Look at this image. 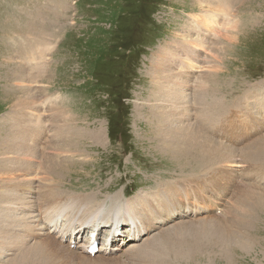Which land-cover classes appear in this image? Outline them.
Segmentation results:
<instances>
[{
    "label": "rangeland",
    "instance_id": "374dc122",
    "mask_svg": "<svg viewBox=\"0 0 264 264\" xmlns=\"http://www.w3.org/2000/svg\"><path fill=\"white\" fill-rule=\"evenodd\" d=\"M227 1V8L222 9L217 7L218 0H0V139L13 136L11 147L0 151V196L6 194L7 204L18 208L9 212L6 223L13 237L3 239L7 244H39L41 236L23 230L30 214L19 207L37 199L36 205L41 202L40 194L55 186L65 193H76L77 200L86 206L84 197L93 195L103 204L104 216L127 208L115 205L109 209L111 195L118 192L122 193L115 199L129 203L135 211L143 199L159 208L156 196L167 202V207L174 206L172 198L180 203L185 199V208L197 202L196 206L204 209L197 208L196 215L179 213L161 226L172 229L173 236L186 234L199 242L188 264H264V0ZM209 12L217 30L203 28L200 21L191 18ZM192 38L206 41L205 49L197 50L202 67L190 71L186 95L175 111L180 120H169L157 135L155 121L141 108L152 102L149 71L167 51L162 63L168 65L169 57L178 52L177 44ZM180 55L175 62L193 58L184 52ZM170 70L177 71L173 66ZM205 81L209 86L207 104L196 87ZM22 124L28 126L26 133ZM167 127L172 128L171 133ZM98 129H102V138L97 141L93 131ZM179 133L186 134L188 140L197 137L194 141L203 144L195 143L196 147L189 148L191 153L183 148V156L179 155L170 149L176 148L172 141ZM158 136L168 145L158 144ZM19 141L28 146L16 148ZM249 152L251 156L245 154ZM27 183L30 188L20 191ZM137 194V201L129 200ZM206 196L212 197L205 204L198 203ZM4 205L9 206L2 204L0 210ZM81 210L79 217L85 213ZM231 211L237 213L239 223L232 220L236 214L231 215ZM137 213L141 216V207ZM31 215L39 220L34 212ZM186 224L190 229L182 233L180 228ZM120 227H127L124 221ZM162 228H150L135 241L128 239L131 226L117 241L110 240L112 230L95 229L94 254L102 246L120 244L122 249L111 253L112 258L123 257V264H143L145 259L139 252L136 257L129 253L121 256L123 249L145 244V239ZM235 228L241 242L222 244L224 232L236 233ZM92 237L91 230L85 228L70 247ZM16 238L20 241L14 242ZM42 245L44 258L38 264H80V258L62 250L68 247L59 243L60 250ZM8 251L9 247H0V264H13L19 257L17 249L6 254Z\"/></svg>",
    "mask_w": 264,
    "mask_h": 264
},
{
    "label": "bare ground",
    "instance_id": "6f19581e",
    "mask_svg": "<svg viewBox=\"0 0 264 264\" xmlns=\"http://www.w3.org/2000/svg\"><path fill=\"white\" fill-rule=\"evenodd\" d=\"M216 2V0H214ZM219 3L217 4V7H221L223 8H227L228 5V1L226 0H218ZM238 1V0H237ZM213 4V3H212ZM207 5V4H206ZM205 5V6H206ZM199 6V5H198ZM208 10V9H206ZM221 11V10H220ZM228 12H230V10H227ZM226 11V13H227ZM193 12H191L192 14ZM198 13V12H197ZM205 13V12H203ZM222 13H224L222 11ZM194 14V13H193ZM221 14V13H220ZM230 14V13H228ZM212 15V13L209 12V15H205V16H198V18H196V15H191V18L196 19L197 21L201 22V26L203 28H206L208 30H213L216 29V21H214L213 19H211L209 16ZM230 16V15H229ZM221 19V18H220ZM228 24V23H227ZM225 25V24H222ZM227 26V25H226ZM200 27V26H198ZM217 30V29H216ZM221 31L220 29H218L217 32ZM28 32V31H27ZM186 34V33H185ZM196 35H199L198 31H195ZM228 37V35L226 36V38ZM3 38V37H2ZM186 39V38H185ZM223 39V38H222ZM205 39L201 38V39H190L189 41L185 42V41H181V43H178V52L173 54L172 57H169L168 59V65L163 64V59L167 57L168 55V51L163 53L159 58H158V62H155V64L151 67L150 71H149V82L151 83V88H150V94L149 97L152 100L151 103H149L146 107L141 106V108H146L147 109V113L148 116L150 118H152L155 121V129L157 130V135H159V131L164 127V125L171 119H179V116L177 115L178 112H175L176 110H178L179 106L178 103H180V100L184 99V96L186 95V91H184L185 89H187L188 85H189V76H190V71H195L197 68L199 69V67H202L199 64V59L197 60V56H198V52L197 50H202L205 49ZM169 43V42H168ZM181 44V45H180ZM166 45V44H165ZM221 49V48H219ZM226 50V49H225ZM171 52V51H170ZM184 53H188L190 55L193 56V58H188L187 62L184 63L183 59L186 61V57H182L183 59H179L177 62L174 61V58L177 56L178 53H180L181 55ZM217 52V51H216ZM221 53V52H219ZM218 53V54H219ZM180 55V56H181ZM27 56V55H26ZM222 57V56H221ZM30 59L29 57H27V60ZM150 59H152V57H150ZM222 59V58H221ZM166 61V60H165ZM215 61V60H214ZM32 60H29L28 64L31 63ZM163 62V63H162ZM180 63V64H179ZM179 64V65H178ZM177 65V66H176ZM149 66V65H148ZM173 66L177 71H171L170 67ZM221 66V65H220ZM223 66V65H222ZM225 68V67H224ZM182 69V70H179ZM30 70V67H29ZM222 72H224L225 70L222 68ZM217 71V70H216ZM39 73V72H38ZM30 74V73H29ZM224 74V73H223ZM214 75V74H213ZM30 76V75H29ZM28 76V77H29ZM227 76V75H226ZM194 77V76H193ZM217 77V76H215ZM203 79V78H202ZM217 79V78H216ZM30 81V80H29ZM264 81V80H263ZM262 81V84L264 85V82ZM32 82V80H31ZM197 83V82H196ZM206 81L205 82H201L200 84H197V88H200L201 92L204 94L205 102L207 104V99H208V95H209V86L206 87ZM26 85V84H25ZM192 85V84H191ZM148 86V87H149ZM195 86V85H193ZM219 86V84H218ZM26 87V86H25ZM212 87V86H211ZM221 87V86H220ZM262 87V86H261ZM20 88V87H19ZM18 88V89H19ZM24 88V87H23ZM22 88V90H23ZM153 88V89H152ZM224 88V87H223ZM263 88V87H262ZM33 89V88H32ZM152 89V90H151ZM16 90V89H15ZM21 90V89H20ZM193 90V88H192ZM198 90V89H197ZM196 91V90H195ZM216 91V90H215ZM261 91V90H260ZM17 92V91H16ZM212 92V91H211ZM198 93V92H197ZM218 93V92H217ZM257 93V92H256ZM193 94V93H191ZM213 94V93H212ZM148 95V94H147ZM195 95V94H194ZM217 95V94H216ZM215 95V97H216ZM191 96V95H190ZM214 96V95H213ZM218 96V95H217ZM249 94L246 96L248 97ZM148 97V96H147ZM235 98V97H234ZM17 99V97H16ZM226 99V98H225ZM14 100V99H13ZM145 100V99H144ZM150 100V101H151ZM203 100V99H202ZM143 101V100H142ZM155 101V103H154ZM217 101V100H216ZM241 101V100H240ZM243 101V100H242ZM16 102V101H15ZM149 102V101H148ZM17 103V102H16ZM39 103V102H38ZM147 103V102H146ZM241 103V102H240ZM187 104V103H186ZM211 104V103H210ZM189 105V104H188ZM191 105V104H190ZM202 105V104H201ZM231 105V104H230ZM240 105V104H239ZM242 106V105H241ZM26 108V106H23ZM200 107V106H198ZM205 107V105H204ZM216 107V106H214ZM29 108V107H28ZM226 108H228L229 110V106ZM250 108V107H249ZM254 108V107H253ZM16 109V108H15ZM21 109V108H20ZM23 109V108H22ZM201 109V108H199ZM206 109V108H205ZM11 110V109H10ZM143 110V109H142ZM185 110V109H183ZM12 111V110H11ZM21 111V110H20ZM207 111V110H206ZM205 111V113H206ZM15 112V111H13ZM141 112V111H140ZM208 112V111H207ZM204 113V114H205ZM214 113V112H213ZM242 113V112H241ZM249 113V112H248ZM13 114V113H12ZM182 116L184 117L185 114L180 113ZM203 114V113H202ZM216 114V113H215ZM250 114V113H249ZM210 115V114H209ZM213 116V115H212ZM205 117H203V121H205ZM209 117V116H208ZM5 118V117H4ZM211 118V117H210ZM209 118V119H210ZM207 119V118H206ZM248 119V118H247ZM63 120V119H62ZM61 120V121H62ZM152 120V121H153ZM211 120V119H210ZM67 121V120H66ZM172 121V120H171ZM65 122V121H64ZM196 122V121H195ZM212 122V121H211ZM214 122V121H213ZM10 123V122H9ZM16 123V121H15ZM204 123V122H203ZM215 123V122H214ZM250 123V122H249ZM18 124V123H17ZM154 124V122H153ZM198 124V123H197ZM209 124V123H208ZM23 125V124H22ZM72 125V124H70ZM151 125V124H150ZM170 125V124H169ZM196 125V124H195ZM207 125V123H206ZM15 126V125H13ZM168 126V125H167ZM27 125H23L21 126V128L23 129V133L27 132ZM33 129H38V126H34L31 125L30 126ZM201 127V126H200ZM166 128V127H165ZM170 128V127H169ZM167 127V129H169ZM203 128V125H202ZM209 128V127H208ZM253 128V127H252ZM155 129H153L155 131ZM172 128L169 129V132L171 131ZM176 129V128H175ZM95 130V129H94ZM199 130H202L199 128ZM164 131V130H163ZM197 131V130H196ZM215 131V130H214ZM95 132L93 134L94 139L95 140H101L102 138V129H98V131H93ZM92 132V133H93ZM151 132V131H150ZM205 133H207L206 131H204ZM154 133V132H153ZM167 133V132H166ZM171 133V132H170ZM165 134V132L163 133ZM174 134V133H173ZM190 134V133H189ZM204 134V133H203ZM21 135V133H20ZM19 135V136H20ZM66 135V134H65ZM152 135V134H151ZM154 135V134H153ZM196 134H194L192 137L194 138ZM202 135V134H201ZM212 135V134H211ZM63 136V135H62ZM92 136V135H91ZM92 136V137H93ZM156 136V135H155ZM176 136V135H173ZM186 134H181L179 133V137H175L177 138L176 141H172V144L176 145L175 147L171 148L172 150H174L173 152H177L180 154L181 150L183 148H188V153L192 152V148L193 146L196 144H200L202 142H196L197 141V137L193 140H188L185 138ZM191 136V135H189ZM188 136V137H189ZM3 137V135H2ZM89 137V136H88ZM159 138L157 139V143L161 144V146L163 145H168L166 144L163 140H165V138H162L160 136H158ZM210 137V136H209ZM11 138H13V136H10V138H7V140H3L0 139V151L4 150L7 151L11 146ZM90 138V137H89ZM170 138V137H169ZM174 138V137H173ZM172 138V139H173ZM174 138V139H175ZM211 138V137H210ZM29 138H27L28 140ZM192 139V138H191ZM61 140V139H60ZM196 140V141H194ZM216 140V139H215ZM66 141V139H65ZM168 141V140H167ZM171 142V141H170ZM216 142V141H215ZM156 143V144H157ZM222 143V142H221ZM183 144V145H182ZM203 144V143H202ZM261 144V143H260ZM201 145V144H200ZM199 145V146H200ZM16 148H21V147H27L28 144H26V141H19L16 142L15 144ZM34 147H37L35 145H32ZM162 146V147H163ZM206 146V145H205ZM227 146V145H226ZM165 147V146H164ZM167 147V146H166ZM192 147V148H191ZM196 147V146H194ZM13 148V146H12ZM191 148V149H189ZM53 149V148H52ZM165 149V148H164ZM169 149V152L171 151ZM197 149V148H196ZM202 149V148H201ZM206 149V148H205ZM204 149V150H205ZM264 149V148H263ZM208 150V149H207ZM185 151V150H184ZM191 151V152H190ZM199 151V150H198ZM197 151V152H198ZM203 151V150H202ZM173 152H170L173 154ZM194 152V150H193ZM210 152V151H209ZM234 152V151H233ZM264 150H262V154H263ZM52 153V152H51ZM58 153V152H57ZM207 155H209L207 152H205ZM261 152H259L260 154ZM3 154V153H2ZM53 154V153H52ZM176 154V153H175ZM186 154V152H185ZM197 154V153H196ZM201 154V153H200ZM244 154V153H243ZM250 155L249 153H245ZM252 154V153H251ZM254 154V153H253ZM24 155V154H23ZM56 155V152H55ZM59 155V154H58ZM178 155V156H179ZM188 155V154H187ZM191 155V154H189ZM194 155V154H193ZM199 155V154H198ZM51 155L47 156L50 157ZM57 156V155H56ZM183 156V155H182ZM186 156V155H185ZM196 156V155H195ZM192 156V157H195ZM200 156V155H199ZM197 156V157H199ZM210 156V155H209ZM222 156V155H221ZM242 156V154H241ZM244 157L246 155H243ZM251 156V155H250ZM37 157V156H36ZM189 157V156H188ZM201 157V156H200ZM199 157V158H200ZM203 157V156H202ZM201 157V158H202ZM211 157V156H210ZM249 157V156H248ZM57 158V157H56ZM63 158V157H62ZM178 158V157H177ZM184 158V157H183ZM214 158V157H213ZM218 158V157H217ZM259 158V157H258ZM48 159V158H47ZM186 159V157H185ZM189 159V158H188ZM195 158H193L194 160ZM255 159V158H254ZM264 159V158H263ZM17 160V159H16ZM58 160V159H57ZM204 160V159H203ZM260 160V159H259ZM59 161V160H58ZM184 161V160H183ZM257 161V160H256ZM62 162V160H61ZM261 162V160H260ZM40 163V162H39ZM30 164V163H29ZM207 164V163H206ZM60 165V164H59ZM25 166V164H24ZM27 166V165H26ZM54 166V165H53ZM28 167V166H27ZM66 167V165H65ZM60 168V167H59ZM31 169V168H30ZM68 169V168H67ZM71 169V168H70ZM33 170V169H32ZM31 170V171H32ZM51 170V169H50ZM1 171V169H0ZM3 171V170H2ZM35 171V170H33ZM46 172L48 171L47 169L45 170ZM6 172V171H5ZM27 172V171H26ZM10 173V172H9ZM20 173V171L18 172ZM21 173H25V171H21ZM64 173V172H63ZM48 174V173H47ZM31 176V173L29 174ZM25 176V175H24ZM36 177V176H35ZM58 179V178H57ZM52 180V179H51ZM54 180V179H53ZM59 180V179H58ZM65 180V179H64ZM33 181V180H32ZM35 181V180H34ZM56 182V181H55ZM63 182V181H62ZM47 183V182H46ZM54 183V182H53ZM29 184H31L29 182ZM29 184L27 183L26 186H21V190L20 191H26L30 188ZM1 185V184H0ZM9 186V185H8ZM59 186V184H58ZM61 187V186H60ZM12 189V188H11ZM51 191H44L43 193L40 194L41 196V202L37 203L36 205L35 202L37 201V199L30 203L29 201H26L27 204L20 206V204L22 203V201H20L19 203V208L22 209H26L30 215H28V218L31 219H26V225L23 226V230L32 233L35 236H41V240L42 242H40L41 240H39V244L37 245L38 242H36L34 245H25L23 241L17 240L18 238H16L15 241H20L21 244L18 245H11V244H7L8 241L3 240L4 238L7 239V237H13L11 236L13 233V230L11 229V227L8 226L9 222V212L13 211V213L15 212L14 209H18V208H12L9 204H7V200L8 196L6 194H3L2 191V195L0 196V206L2 204H6L9 206H5V208H3L4 210H0V237L2 240H0V247L3 246H7L9 247V251L6 254H11L13 253V251H15L17 249L18 251V255L19 257H17L14 261L13 264H38L39 260H42L41 257H43V252H44V248L43 245H52L53 247L56 246L58 249H60L59 243L62 245V247H68L69 249L66 250L62 249L63 251L67 252L68 255L72 258H80V264H123V257H117L120 259H114V257L112 258V254L113 252L119 251L122 249V247L117 246V247H111L110 246H106V247H100L99 248V253H96L94 255H90L89 253H87V247L89 245H91L92 243H94V240L97 239V235L95 234L94 231L99 230L101 228H108L109 232L110 230H112V232L110 233V240H119V234H123L124 231H129L130 226L133 229L132 234H130L128 236V239L131 241H135L138 238H140L142 236V232H148V230L150 228H162L161 226L167 222V220L173 219L174 216L179 215H189V216H194L196 215L197 208L200 209H204V206H196L197 202H193L192 206H186V208L184 207V202L185 199H183L182 203H180V200H178L176 202V199L178 198H172V201L174 202V206L172 207H167V202L165 204V202L160 199L159 197L156 196V198L158 199V202H156L155 204L159 207L156 208V206L154 207L153 204L154 202L150 201V200H146L143 199V204H140V207L142 208V212L141 216L139 215V213L135 214L136 212H138V209L135 211L133 207H131L132 205H130L129 203L119 200V199H115L118 195H120L122 192H118L116 195H111L112 199H110L109 203H111L109 209H111L112 207L116 206H126L127 208H122V209H117L116 212L113 213H108L106 216L103 215V204L99 203L97 200H95L94 196H90V199H87L86 197H84L88 203V206H86L84 204V202H79L77 200V197L75 196L76 193H65L66 191L62 188H55V186H51L50 188H47ZM68 189V188H67ZM48 191V192H47ZM65 191V192H64ZM205 191H207V188H205ZM6 192V191H5ZM30 192V191H29ZM71 192V191H70ZM212 192V191H211ZM140 196V194H137V196H133L132 199H129L130 201H137L138 197ZM205 196V195H204ZM259 196V195H258ZM109 197V196H107ZM195 197V196H193ZM212 197V196H206L205 199L200 200L198 203L205 204V201ZM97 198V197H96ZM196 198V197H195ZM114 199V200H113ZM12 200V198H11ZM240 200V199H239ZM102 201V200H101ZM206 201V202H207ZM12 202V201H11ZM86 203V202H85ZM183 204V205H182ZM243 205H245V203H243ZM33 206H36L37 209H33ZM35 207V208H36ZM2 208V207H0ZM85 209V213L82 214V216L79 214L83 213L81 209ZM177 208H181L180 211H177ZM194 208V209H193ZM238 208V207H236ZM236 208H235V212H236ZM196 209V210H195ZM31 212H34L35 215L39 216V220H36L32 215ZM141 212V211H140ZM203 212V211H200ZM234 212V213H235ZM206 213V212H205ZM230 213H232L231 215H235V217L232 218V220L236 223H239L241 219H239L237 216V213H233V211H231ZM22 214V213H21ZM28 214V213H27ZM78 218H75L77 217ZM29 220V221H28ZM243 220V219H242ZM40 221L42 222V224H40ZM123 221H124V225H126L127 227L123 229V227H120L123 225ZM196 221V220H195ZM205 221V220H204ZM127 222V223H126ZM202 222V221H201ZM209 222V221H208ZM207 222V223H208ZM5 223V224H4ZM17 223V222H16ZM24 223V222H23ZM182 223V222H181ZM196 223V222H195ZM244 223V222H243ZM247 223V222H245ZM30 224V225H29ZM12 225V224H11ZM36 225V226H35ZM211 225V223H210ZM221 225V223H220ZM16 226V225H15ZM129 226V229H128ZM214 226V225H212ZM222 226V225H221ZM235 226V225H234ZM22 227V226H21ZM85 228H89L91 230V235L93 234L94 238L92 239H85L83 244L80 245H75L74 247H70L74 242L73 239L75 240L76 237L81 234ZM209 228V227H208ZM227 228V227H226ZM96 229V230H95ZM182 230V233H184L186 230L190 229L189 225L186 224L184 226H181L180 228ZM215 229V228H214ZM222 229V228H221ZM220 229V231H221ZM120 230V231H119ZM197 230V229H196ZM195 230V231H196ZM210 230V229H209ZM235 230L237 231L236 233H230L231 231H229V233L224 232V234L221 236L220 240L222 241V244H227V242H229V244L232 242L236 243H240V238L236 239V237H240V232H238V230L235 228ZM160 231V230H159ZM200 231V230H198ZM228 231V230H227ZM234 231V229H233ZM213 232V231H212ZM218 232V230H217ZM216 232V233H217ZM117 233V234H115ZM210 233V232H209ZM219 233V232H218ZM155 235L152 236L151 234V238L145 239L146 243L144 244L142 241V245H138L137 248H133L128 250H124L121 253V256H126L128 253V256H132V257H136V253L139 252V255H142L143 258L145 259L143 264H178V262L180 264H182V261L186 262V264H188V261H190L191 258H193V254L195 249L198 248V246L196 244H198L199 242L196 241L194 239V237H186V234L184 236H178V235H174L172 234V229L169 228H162L161 232H158L157 234L154 233ZM204 234V233H202ZM15 235V234H14ZM20 235V234H19ZM24 235V234H23ZM220 235V234H219ZM244 235V234H243ZM242 235V236H243ZM30 236V235H29ZM108 236V235H107ZM192 236V235H191ZM204 236V235H203ZM209 236V235H208ZM207 236V237H208ZM212 236V235H211ZM211 236H209L211 238ZM217 236V235H216ZM24 237V236H23ZM28 237V236H27ZM34 237V236H33ZM69 237L70 240L65 241L66 238ZM208 237V238H209ZM31 238V237H30ZM149 238V237H147ZM14 239V238H13ZM22 239V238H21ZM26 239V238H25ZM34 239V238H33ZM56 239V240H55ZM28 240V239H27ZM107 240V237H106ZM33 241V240H32ZM59 243H58V242ZM194 241V242H193ZM34 243V242H33ZM130 243V241H129ZM233 243V244H234ZM139 244V243H138ZM221 244V245H222ZM238 245V244H237ZM73 246V245H72ZM137 246V245H136ZM210 246V245H209ZM16 247V248H15ZM42 247V248H41ZM227 247V246H226ZM52 248V247H51ZM205 248V247H204ZM43 249V250H42ZM60 249V250H61ZM203 249V248H202ZM204 250V249H203ZM203 250L201 252V254H203ZM206 250V249H205ZM6 250H4L5 252ZM51 251V250H50ZM54 251V249L52 250ZM77 255H75L76 252H79ZM209 251V250H208ZM207 251V252H208ZM61 252V251H60ZM121 252V251H120ZM197 252V251H195ZM206 252V251H204ZM15 253V252H14ZM56 253V252H53ZM62 253V252H61ZM87 255H86V254ZM104 253V254H102ZM51 254V253H50ZM197 254V253H196ZM195 254V255H196ZM205 254V253H204ZM209 254V253H207ZM134 255V256H133ZM51 256V255H50ZM118 256V255H116ZM205 256V255H204ZM53 257V256H52ZM51 257V258H52ZM44 258V257H43ZM47 257H45L46 259ZM68 258V257H67ZM9 259V258H8ZM11 259H9V262H11ZM56 259V258H55ZM125 259V258H124ZM137 260V259H136ZM140 260V259H139ZM142 260V259H141ZM192 260V259H191ZM195 260V259H194ZM56 261V260H55ZM42 262V261H41ZM49 262V261H48ZM59 262V261H58ZM142 262V261H141ZM140 262V263H141ZM43 263V262H42ZM51 263V262H50ZM70 263V262H69ZM125 263V262H124ZM127 263V261H126ZM131 263V262H130ZM53 264V263H52ZM68 264V263H67ZM129 264V263H128Z\"/></svg>",
    "mask_w": 264,
    "mask_h": 264
},
{
    "label": "crops",
    "instance_id": "0c3cea01",
    "mask_svg": "<svg viewBox=\"0 0 264 264\" xmlns=\"http://www.w3.org/2000/svg\"><path fill=\"white\" fill-rule=\"evenodd\" d=\"M52 44V43H51ZM57 45V43L56 44H54V46H56Z\"/></svg>",
    "mask_w": 264,
    "mask_h": 264
}]
</instances>
